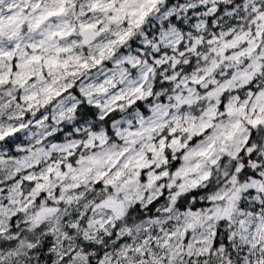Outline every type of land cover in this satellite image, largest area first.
Returning a JSON list of instances; mask_svg holds the SVG:
<instances>
[{
	"label": "snow or ice",
	"instance_id": "obj_1",
	"mask_svg": "<svg viewBox=\"0 0 264 264\" xmlns=\"http://www.w3.org/2000/svg\"><path fill=\"white\" fill-rule=\"evenodd\" d=\"M0 264H264V0H0Z\"/></svg>",
	"mask_w": 264,
	"mask_h": 264
}]
</instances>
